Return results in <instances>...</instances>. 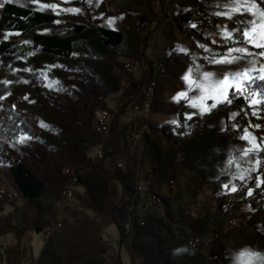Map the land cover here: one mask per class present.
<instances>
[{"label":"crops","instance_id":"0c3cea01","mask_svg":"<svg viewBox=\"0 0 264 264\" xmlns=\"http://www.w3.org/2000/svg\"><path fill=\"white\" fill-rule=\"evenodd\" d=\"M201 1L166 0L162 27L150 38L146 54L150 60H155L173 53L178 61L170 64L166 74L159 77L150 111L135 112L142 115V125L129 136L117 126L119 101L136 89L131 79L123 80L118 89L108 92L105 105L99 102L95 122L102 107L108 108L111 114L106 154L102 160L96 159L95 148L100 138L96 136L86 170L92 169V172L83 182L80 178L74 188V197L62 195V189L68 186L67 178L60 177L53 165L45 164L46 159L40 161L45 165L43 173L20 159L43 182L45 191L37 199L21 196L14 200L12 204L18 203L13 213L5 214L9 204L0 202V219L11 218V224L19 226V248L24 251L21 255L14 254L13 263L4 259L0 264H86V251L89 255L91 246L97 259L88 264H228L224 260L228 248L224 247L221 238L232 228L229 222L238 218L247 223L263 217L258 209L262 205L260 187L264 182V152L262 139L254 132L260 119L264 120V116L259 115L263 98L253 86L246 85L248 78L260 76V69L254 70L250 65L252 61L249 66L245 65L237 59L238 52L223 48L220 25L207 22L208 11L197 6ZM207 1L204 0L205 5ZM249 3L258 6L256 2ZM113 6L120 7L121 12L119 15L113 12L110 25L104 28L123 35L119 48L124 52L119 56L124 58L122 56L128 53L137 52V31L132 29L133 22L137 19L141 25L138 30H141L150 23V17L144 0L131 4L127 0H113ZM186 14L190 20L183 26L189 33L178 24V18ZM236 47L244 48L243 45ZM248 53L250 59L252 52ZM231 56L235 59L231 60ZM226 60L232 62L226 63ZM225 74H230L234 81L231 87L223 83ZM142 75V68L134 69L133 76L137 81ZM184 75H188L187 81L183 79ZM237 83L241 85L239 92L235 89ZM182 91L184 95L178 96ZM143 93L144 89L135 104L141 102ZM232 94L234 98H231ZM179 99H183L181 115L176 110ZM205 108L210 109V114L201 115ZM185 114H190L191 119H186ZM119 120L121 124L126 121L123 117ZM234 121H241L244 127L228 128L227 124ZM137 134H140L139 139H135ZM22 139V142L28 141L25 137ZM121 148L124 150L117 152ZM121 163L125 164L124 169L118 168ZM102 167L120 179L122 186L105 176ZM133 178L150 184L141 194L134 229L125 234L121 222L132 208L127 196L136 184H129ZM173 178L178 190L170 189ZM11 181L14 183L12 173ZM108 183L112 184L109 195L104 189ZM225 184L227 188L223 186ZM98 188L99 194L92 198L99 203L108 223L100 224L94 219L96 215L91 216V211L83 204L82 196ZM152 193L161 198L160 204L151 199ZM105 197L109 199L103 201ZM223 202H234L235 205L223 207ZM178 205L183 208V215L194 220L204 217L206 206H211L210 217L222 222V234L213 238L215 233L206 229L194 237L191 229L177 221ZM228 212L232 214L229 222L224 219ZM86 216L98 225L96 241L100 243L97 245L90 243L92 236L86 231ZM138 217L146 222L145 226L140 225ZM109 226L116 227L117 236L104 238V231ZM14 231L0 227V241H3L0 249L17 243ZM210 237L212 240L207 242ZM194 239L201 243L198 248L190 244Z\"/></svg>","mask_w":264,"mask_h":264},{"label":"rangeland","instance_id":"374dc122","mask_svg":"<svg viewBox=\"0 0 264 264\" xmlns=\"http://www.w3.org/2000/svg\"><path fill=\"white\" fill-rule=\"evenodd\" d=\"M105 1L113 5V0H0V5L11 2L33 10L53 13L57 16V21L53 25L41 26L35 32L70 37L75 24L95 29L110 25V19L114 14L105 11ZM138 1L141 0H127V3ZM250 1L256 2L258 6H250ZM260 1L261 3L258 0H208L205 5L202 0L197 5L207 10L208 14L215 18L214 25H220V36L224 41L223 48L228 51L229 49L233 51L243 49V52H238L237 59L242 60L248 66L252 61L250 65H253L254 70L260 69L258 72L260 76L247 79V87L254 86L257 81L264 80L261 79L264 77V54H262L264 47L255 46L257 44L264 45V0ZM138 25L139 22L136 19L132 24V29L138 31ZM245 31L249 32L252 43L244 38ZM8 41L15 42L16 52L14 54H7L2 50L1 42ZM239 45H243L244 48L236 47ZM123 52L119 48L115 54L114 51L108 50L101 56L77 54L71 59L65 60L34 49L31 33L0 32V108L6 97L18 88L26 93L20 101L24 112L39 120V137L33 139L23 136L28 140L25 142H22L24 139L20 137L21 139L19 138L11 144L10 154L42 173L45 165L40 164V161L46 159L45 164L53 165L60 177L65 176L62 174L64 167H72L81 171L80 178L83 182L82 180L92 172V169L86 172L90 163L88 156L94 139L96 136L99 137L95 122L96 112L99 110L98 98L100 96L107 98L108 92L120 87L119 74L123 62H126L127 59L116 56V54L121 55ZM248 52H252L250 59ZM135 53L137 52L134 51ZM230 59L234 60L232 56ZM244 116L246 119L248 118V116ZM261 142L262 152H264V139ZM34 157L39 162H36ZM135 182L139 181L133 178L129 184ZM0 183H3L0 185V190H14V188L9 189L13 183L8 165H0ZM139 183L143 186L142 193L146 190L145 186L150 184L149 181H146L145 184ZM104 187L108 190L109 195L112 184L108 183ZM170 189L178 190L175 178L170 180ZM99 191L100 188L92 189L89 194L85 193L82 196L83 204L88 211H91V216L96 215L94 219L98 220L100 224L108 223V218H105L100 211L99 203H96L92 198L95 194L98 195ZM62 195L64 196V189H62ZM74 196L75 193L72 197ZM153 197L160 198L152 193L151 199ZM108 199L105 197L103 201ZM0 202L9 204L6 206L5 214L13 213L14 206L18 203L16 201L17 203L12 204V201L2 200ZM140 202L141 196L137 205V215H139ZM230 205H235V203H221L223 207ZM231 218V212L224 216L227 222ZM137 221L145 222L141 217H138ZM10 225L9 219H0L2 229H9ZM85 226L86 231L91 232L90 243L94 245L100 243L96 241L99 236L98 225L86 216ZM229 226L232 228L221 238L224 247L228 248L224 260L228 261V264H264V217L251 219L247 223L245 220L237 218L233 222H229ZM110 236H117L115 226H109L104 231V238ZM38 240L40 243L42 236ZM0 243L2 244L3 241L1 240ZM90 249L89 255L86 251V264L97 259V256L93 254L94 247L91 246Z\"/></svg>","mask_w":264,"mask_h":264},{"label":"trees","instance_id":"16d2710c","mask_svg":"<svg viewBox=\"0 0 264 264\" xmlns=\"http://www.w3.org/2000/svg\"><path fill=\"white\" fill-rule=\"evenodd\" d=\"M258 1L261 3L260 0ZM144 2L149 13L150 23L137 31V53L123 56L127 59V62L131 63L133 71L129 73L122 67L119 75L120 84L123 80L131 79L133 85L136 87L130 95L119 101L117 112V126L122 133L126 132L128 136L132 134L137 126L143 124L142 115H137L135 113L139 111L142 112V110H135L133 106L138 100L142 89H144L148 80L153 75L154 70L152 65L154 60L148 58L146 51L150 38L160 31L165 17L166 0H144ZM189 20V14L182 15L178 18V24L185 33H189V29L185 28L183 24L187 23ZM56 21L57 16L53 13L33 10L11 2L3 3L0 9V32L20 34L31 33L34 49L40 50L45 54L57 56L61 59L69 60L77 54H95L101 56L108 50L114 51L115 54V51H117L123 41V35L120 32L108 28H88L81 24H75L73 26L72 36L70 37L46 35L35 32L37 28L44 25H53ZM1 47L4 53L14 54L16 52L14 48L15 42L13 41L1 42ZM116 56H119V54H116ZM137 67L143 70L140 81H137L133 76L134 69ZM253 88L258 90L263 97V101L260 103L259 107V115L264 116V80L257 81ZM25 94L24 91L16 88L6 97L1 105L0 165L4 164L9 166L14 180L13 187L15 190L20 191V197L37 199L44 194L45 186L43 182L29 170L20 159L12 156L9 152L11 144L20 137L26 136L33 139L39 137V120L32 115L26 114L20 104L21 98L25 96ZM231 98H234L233 94ZM236 101H240L239 98H236ZM122 117L125 118L126 121L121 124L119 119ZM181 122H184L182 118ZM258 125L259 128L255 129L254 132L260 139H264V120L260 119ZM124 143L125 146L128 145L127 142ZM123 150L124 148H121L117 150V152H122ZM102 172L105 176L114 180L118 186H122L120 179L114 174H111L103 167ZM75 186L76 185H73V189ZM256 196L258 197V195ZM206 207V215L201 219L194 220L183 215V208L179 205L177 206V221L191 229L194 237L200 235V233L206 229H211L218 236L223 232V229L220 228V225H223L222 222H220L219 219L210 217L209 211H211L212 207ZM261 210L262 205L259 207L258 211L261 212ZM10 216H12V214ZM8 219L10 221L12 220L11 218ZM18 227V225L14 224L9 226L11 231H16L17 243L15 245L6 246L3 250L5 255L0 258V261L5 259L8 263H13V260L16 259L14 256L15 253L18 255L24 253V251H21L19 248L20 238L18 236ZM24 249L26 248L24 247Z\"/></svg>","mask_w":264,"mask_h":264},{"label":"built area","instance_id":"2783aa9c","mask_svg":"<svg viewBox=\"0 0 264 264\" xmlns=\"http://www.w3.org/2000/svg\"><path fill=\"white\" fill-rule=\"evenodd\" d=\"M105 11L106 12H114V13H120L121 12V8L117 7V6H113L111 3H109L108 1H105ZM206 20L209 24H214L215 22V18L211 15H207L206 16ZM167 63L166 58H158L155 59L153 62V70L155 72V79H149L145 88H144V93H143V99L141 100L140 103L135 104L133 106V108L135 110H142L144 112H146L147 107L149 106L152 98L150 97V88L153 87L154 85H159V77L162 75H165V65ZM123 68L125 70H127V72L131 73L133 71V67L131 65L130 62H125L123 64ZM99 102L101 105H105L106 104V98L103 96H100L98 98ZM179 104L177 107V114L181 115L183 112V108H182V103H183V99H179ZM111 114H110V110L106 107H102L101 109V114L100 117L97 120V130L99 132V140L96 144V148H95V157L97 160H102L106 154V140H107V136L109 134V123L108 120L110 118ZM237 127L239 129H242L244 127V124L241 121H234V122H229L227 124L228 128L231 127ZM140 134H137L135 136V139H139ZM125 164L121 163L118 165V168H124ZM62 174H64L67 178V184L68 186H65L64 188V196L67 197H72L74 195V189H73V185H77L78 182L80 181V175H81V171L79 170H75L72 167H64L62 169ZM137 184V197L136 199L133 201V206L132 208H129V210L127 211V217L126 219L122 222L121 227L124 231L125 234H130L132 232V230L134 229V222H135V214L137 213V205L141 196V193L143 191V186L139 183L136 182ZM21 193L19 190H5V189H1L0 190V200L2 201H13L15 199H17L18 197H20ZM260 198L262 201V210L261 213L264 217V182L261 184L260 187ZM154 201L158 204L161 203V199L158 197H153ZM67 206H69V203H67ZM141 226H145V222H141L140 223ZM214 237H218V235H214ZM212 240V238H208L207 242H210ZM190 244L194 247H199L201 245L200 241L198 239H194L190 242ZM5 255V252L0 249V258L2 256Z\"/></svg>","mask_w":264,"mask_h":264},{"label":"snow or ice","instance_id":"6c2138e0","mask_svg":"<svg viewBox=\"0 0 264 264\" xmlns=\"http://www.w3.org/2000/svg\"><path fill=\"white\" fill-rule=\"evenodd\" d=\"M0 6H3V5H0ZM243 35H244V38L247 39V40L249 41V43H252V39H251V37L249 36V32H248V31H245ZM255 46H256V47H264V45H260V44H257V45H255ZM229 51L231 52V51H233V50H232V49H229ZM235 51H237V52H243L244 50H243V49H235ZM262 54H264V53H262ZM234 59H235V58H234ZM225 62H226V63H231L232 61H231V60H226ZM205 75L207 76V75H211V74H210V73H205ZM183 79H184L185 81H187V80L189 79L188 75H184ZM261 79H264V77H261ZM223 83H224L227 87H231V85L234 83V81L231 79V75H230V74H225V75H224V77H223ZM235 89H236L237 92H239L240 89H241V85L238 84V83L235 84ZM177 95H178V96H183V95H184V92L182 91V92L178 93ZM174 99H175V98H174ZM252 106H255V104H253ZM212 107L215 108L216 105H212ZM205 113L210 114V109H207V108L203 109L202 112H201V115H203V114H205ZM185 118H186V119H191V115H190V114H185ZM256 127L259 128V125H256ZM257 162L259 163V161H257ZM223 186H224L225 188H227V185H226V184L223 185ZM235 190H236V189L233 188V191H235ZM249 194H251V189L249 190Z\"/></svg>","mask_w":264,"mask_h":264},{"label":"bare ground","instance_id":"6f19581e","mask_svg":"<svg viewBox=\"0 0 264 264\" xmlns=\"http://www.w3.org/2000/svg\"><path fill=\"white\" fill-rule=\"evenodd\" d=\"M167 60V63L165 65V74L167 72L168 66L170 64H176L178 61V57L171 53L169 56L165 57ZM150 79H155V72H153V75ZM158 89V85H154L153 87L150 88V97L152 98L149 106L147 107L146 111H150L152 104L154 102V97L156 95ZM120 169H124V168H120ZM137 197V184L134 185V187L130 190L128 196H127V200L130 203L131 206H133V201L136 199Z\"/></svg>","mask_w":264,"mask_h":264}]
</instances>
